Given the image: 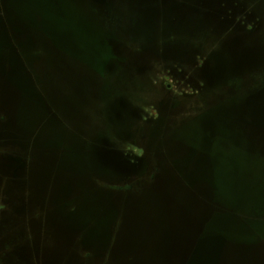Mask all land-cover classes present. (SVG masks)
<instances>
[{"label":"rangeland","instance_id":"1","mask_svg":"<svg viewBox=\"0 0 264 264\" xmlns=\"http://www.w3.org/2000/svg\"><path fill=\"white\" fill-rule=\"evenodd\" d=\"M51 1L68 16L64 33L74 23L73 42L66 39L62 47H45L33 57L10 49L1 55L9 67L12 57L19 59L23 80L8 84L12 99L0 90V264H117L110 254H123L116 244L123 210L111 228L112 210L104 202L111 199L110 191L133 186L131 196L148 197L164 178L177 187L181 201L188 206L191 198L202 211L207 200L203 186L192 179L195 154L207 164L220 163L222 153L236 163L235 46L248 36L236 34V20L249 7L260 19L251 36L264 54V0H218V5L209 0ZM12 3L0 0V34L17 46L20 34L13 27L24 28V19L6 12ZM209 17L231 25L220 28ZM111 53L112 70L104 76L89 67L88 61L95 60L96 67ZM243 76L238 78L245 82ZM246 82L264 88V62L252 68ZM116 103L128 109L122 121L113 114ZM204 118L212 119L217 130L205 129ZM94 145L123 156L128 170L100 168L89 159ZM51 155L55 160L48 166L44 158ZM55 176L61 178L54 182ZM121 196L124 202L126 195ZM83 202H90V209H81ZM222 206L216 205L217 214L233 221L223 231L228 238L223 264H236L235 249L256 258L264 248L255 243L259 235L247 241L236 235V219L255 218ZM95 216L98 239L111 237L101 252L85 244L90 231L75 224H94ZM211 226L201 224L197 236ZM197 236L185 245L176 243L175 254L158 241L157 257L144 258V264H186L188 244L195 245Z\"/></svg>","mask_w":264,"mask_h":264},{"label":"water","instance_id":"2","mask_svg":"<svg viewBox=\"0 0 264 264\" xmlns=\"http://www.w3.org/2000/svg\"><path fill=\"white\" fill-rule=\"evenodd\" d=\"M136 1L159 2V0ZM210 1L216 2V5L219 3L218 0ZM48 3L51 4L52 8H48ZM55 6L60 9L57 10ZM153 6L155 5L153 4ZM151 8L153 7L147 8L149 13L154 11ZM5 9L14 18L21 17L24 19L22 23L24 28L13 27L14 32L20 34V38L15 40L17 46L10 45L9 41H7L9 40L8 37L0 34V90L6 95L5 97L12 99L9 97L11 95L7 92V88L8 84H19L23 80L20 61L17 57H12L9 61V67L6 58L2 59L1 55L7 52V49H10L14 53L22 51L27 56L33 57L36 52L47 47L48 49H52L51 47H55L54 45L62 47V42L66 39L73 42L75 26L74 23H71L68 31L64 33L63 24L68 22L66 21L68 16L58 3L51 0H13L12 5L5 6ZM208 19L220 28L226 25L229 26L231 23L226 22L230 20L216 22L217 19L213 17ZM254 33L255 31L251 32L244 40H236L235 46L236 163H231L228 160L229 156L224 153L219 156L220 163L214 161L211 164L209 162L207 164V159L203 158L202 155L198 156L195 154L197 162L194 163L195 172H191L194 175L192 179L203 186V193L207 200V204L202 211L196 209L191 198L188 200V206L181 201L180 197L178 198L177 187L173 186V184L171 185V182L164 178H161L159 185L148 193V197L135 196V194L131 196L134 190L133 186L115 188L110 191L111 199L106 200L104 198V202L107 208L111 207L112 210L110 212L111 228L115 226L116 220L120 216V210H123L121 218L124 226L121 228V232H123L121 238L116 240L117 249L120 248L123 254L120 256L110 254V258L115 260V263L124 264L129 262L130 259L133 264H144V258L157 257L155 251L159 242L166 246L169 245L170 253H174L176 251V243L185 245L192 239L194 233L197 236L201 224L205 223L208 226H213L208 227L207 234L197 236L195 245L188 244L191 258L188 259L186 264H223L225 255L224 243L228 240L224 234L233 225V221L228 219L227 216L217 214L215 208L217 204L235 208L236 212L247 213L248 216L254 217L255 219L247 220V222H243L242 219H236V235L244 241H247L245 239L251 234L259 235V239H256L255 243H264V158L260 157L264 152V88L255 89L246 82L251 75L252 68L264 62V54L260 53V45L258 41L254 42L256 36H251ZM23 35L27 37L23 39ZM113 43L111 40L110 44L112 47ZM58 49L60 50V48ZM112 59V53L110 55L104 54V59L100 65L92 66L95 60H91L88 61L91 63L89 67L100 76H104V74L112 70L110 65ZM242 75H245L242 77L245 82L239 79V76ZM113 93L116 96L119 91ZM5 102L6 100L2 99V104H5ZM127 110L123 103H116L112 107L113 114L119 121L125 119ZM211 122L212 119L204 118L203 126L205 129L217 130L216 125ZM202 140L204 144H209V138L206 135ZM89 156V159L100 168L115 172H122V170H128L129 168L128 164L123 160V156L102 146L94 145ZM54 158L53 155L44 158L46 165H51L55 160ZM191 163L193 162L187 163V168H190ZM51 176L52 174L47 176L45 183L49 184ZM60 178L61 176H55L54 182ZM68 180L69 178H66L67 183H64L62 190H64L66 185L68 186ZM101 192L105 194L104 190ZM139 193H142V191ZM124 194L126 199L121 202V198L124 197L121 195ZM143 194L145 196V192ZM89 204L90 202H83L81 209H90ZM178 205L179 207L177 208ZM75 224L79 229L90 231L91 238L85 243L86 245L97 248L100 252L105 251L111 237L107 236L109 239L104 240L101 239L104 237L103 235L98 239V221L96 216L94 224L82 221ZM62 225L64 228V222H62ZM65 226H67L66 230L68 231L72 228V226L67 224ZM78 228L77 230H79ZM108 234H110V231ZM66 235L69 238L70 235L67 233ZM141 252L144 255H140ZM145 254H151V256ZM255 256L257 257L248 259L247 252L239 249H235L231 253V257L233 259L236 258V264H264V248ZM233 259L230 261H233Z\"/></svg>","mask_w":264,"mask_h":264},{"label":"trees","instance_id":"3","mask_svg":"<svg viewBox=\"0 0 264 264\" xmlns=\"http://www.w3.org/2000/svg\"><path fill=\"white\" fill-rule=\"evenodd\" d=\"M236 21L238 22V24H236V34L238 33V30H239L241 32H246L245 34L250 35L251 32L256 31L260 19L258 20L254 16L252 17V11H251V9L249 7L248 10H246V13L242 16V19L241 20H236ZM260 157L264 158V152H263V154ZM241 214L242 215H246V214H243V213H241Z\"/></svg>","mask_w":264,"mask_h":264},{"label":"flooded vegetation","instance_id":"4","mask_svg":"<svg viewBox=\"0 0 264 264\" xmlns=\"http://www.w3.org/2000/svg\"><path fill=\"white\" fill-rule=\"evenodd\" d=\"M9 167H11V165H9Z\"/></svg>","mask_w":264,"mask_h":264}]
</instances>
